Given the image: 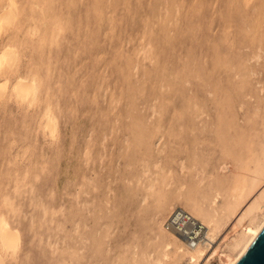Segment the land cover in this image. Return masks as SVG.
<instances>
[{
    "label": "rangeland",
    "instance_id": "obj_1",
    "mask_svg": "<svg viewBox=\"0 0 264 264\" xmlns=\"http://www.w3.org/2000/svg\"><path fill=\"white\" fill-rule=\"evenodd\" d=\"M9 1L0 0V13L16 9L0 28V53L14 54L0 70V229L14 233L17 250L0 247V264H67L73 213L113 215L117 242L156 258L162 191L221 201L214 179L222 154L214 133L196 125L195 70L209 76L214 48L252 69L237 125L262 135L264 51L250 43L232 0H100L98 8L92 0ZM18 82L36 89L31 103L13 95ZM216 112L207 111L212 121Z\"/></svg>",
    "mask_w": 264,
    "mask_h": 264
},
{
    "label": "bare ground",
    "instance_id": "obj_2",
    "mask_svg": "<svg viewBox=\"0 0 264 264\" xmlns=\"http://www.w3.org/2000/svg\"><path fill=\"white\" fill-rule=\"evenodd\" d=\"M251 1L232 0V11L240 13L243 26L246 25L250 29V32L246 33L250 43L255 44L257 52H262L264 51V30L261 25L258 27L256 25L258 20L264 22V2L256 8V13L249 15L246 9ZM92 4L98 8L100 0H92ZM10 7H13L10 11L3 12L2 10L0 13V28L10 26L16 15L14 6L11 4ZM98 10L95 9L96 15L100 11ZM227 34L225 32V35ZM213 52L215 57L209 76L206 78L201 69L195 70L196 77L202 80L196 87V125L200 127L198 128L201 133L205 128L212 131L216 142L220 145L222 158L217 167L220 175H217L214 182L216 188L217 186L223 187L215 191V196L219 195L221 201L216 204L211 198L212 202L206 205L204 199L201 200L202 197L201 199L196 197V191L194 193L185 191V194L180 193L181 196H178V193L176 198L172 196L161 198L166 192L162 191L161 197L159 196L155 202L154 209V226L157 232L155 239H158L160 251L156 254L157 256L154 255L156 258L153 257V259H151L153 252L140 250L141 246L136 245L138 243L132 244L129 241L131 246L124 244L123 248L117 242L114 237L117 225L115 223L113 225V215L90 220L86 215L82 214L77 217L73 213L69 220L68 255L65 256L67 264H128L129 262V264H181L182 262L208 264L214 256L218 257L219 264H236L264 229V133L262 135L257 131L251 133L237 125L238 110L243 107V102L238 101V98L250 96L243 95L241 92L248 84L250 75H255V72L248 69L241 61L237 67L229 59H219L220 52L217 48H214ZM7 55L1 54L0 56V70L3 66L13 64L14 54L10 55V52H7ZM254 56L257 57L258 53ZM222 60L223 63H221ZM235 67L238 68H236L237 71ZM229 75L237 76L240 79L239 83L233 85L232 80L226 79ZM126 79H129L128 75ZM13 87V95L17 101L29 104L27 101L32 99L36 91L31 83L29 85L18 82ZM4 92L3 87H0V97ZM206 94L212 97L210 105L204 100ZM210 108L218 109L213 121L207 113ZM46 124L44 128H47L50 134L51 124L48 121ZM198 128L196 126V130ZM178 198H181V201ZM173 209H182L200 222L205 228L204 240L190 245L176 232L167 229L165 223ZM0 233L1 249L6 252L17 250V238L13 235L14 233L11 234L5 228H1ZM223 245L226 250L221 251Z\"/></svg>",
    "mask_w": 264,
    "mask_h": 264
},
{
    "label": "built area",
    "instance_id": "obj_3",
    "mask_svg": "<svg viewBox=\"0 0 264 264\" xmlns=\"http://www.w3.org/2000/svg\"><path fill=\"white\" fill-rule=\"evenodd\" d=\"M165 225L167 229L186 239L190 245L198 244L205 238L203 225L182 209L173 210Z\"/></svg>",
    "mask_w": 264,
    "mask_h": 264
},
{
    "label": "water",
    "instance_id": "obj_4",
    "mask_svg": "<svg viewBox=\"0 0 264 264\" xmlns=\"http://www.w3.org/2000/svg\"><path fill=\"white\" fill-rule=\"evenodd\" d=\"M236 264H264V229Z\"/></svg>",
    "mask_w": 264,
    "mask_h": 264
}]
</instances>
